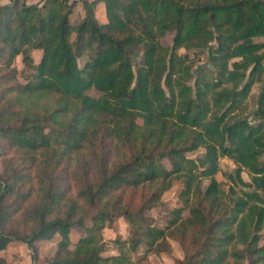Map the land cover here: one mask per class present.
I'll use <instances>...</instances> for the list:
<instances>
[{
    "label": "trees",
    "instance_id": "trees-1",
    "mask_svg": "<svg viewBox=\"0 0 264 264\" xmlns=\"http://www.w3.org/2000/svg\"><path fill=\"white\" fill-rule=\"evenodd\" d=\"M25 1L0 6V156L13 149L33 173L0 178V251L20 242L36 264L35 242L57 234L44 264H150L148 254L169 251L167 236L183 241L189 232L195 247L173 264H264V42L254 41L264 38V0H81L83 17L74 24L68 0ZM98 2L103 22L94 15ZM169 31L164 47L158 39ZM180 48L204 51L206 64L193 74ZM32 50L40 51L36 63ZM16 56L30 70L23 83ZM254 83L261 87L248 119ZM91 88L97 97L86 94ZM42 94L57 95V106L38 108L32 98ZM198 148L197 158L185 155ZM71 156L80 169L74 197L55 187L58 167ZM219 158L235 166L225 174L227 191L214 178ZM162 159L169 169H161ZM23 178L33 187L9 200ZM174 178L180 206L157 227L146 211ZM139 187L146 195L130 209L121 192ZM31 191L38 199L23 205ZM83 205L95 209L89 225ZM114 212L128 235L110 240L116 254L103 256L101 231ZM73 226L82 235L72 242ZM138 247L143 252L133 260Z\"/></svg>",
    "mask_w": 264,
    "mask_h": 264
},
{
    "label": "rangeland",
    "instance_id": "rangeland-1",
    "mask_svg": "<svg viewBox=\"0 0 264 264\" xmlns=\"http://www.w3.org/2000/svg\"><path fill=\"white\" fill-rule=\"evenodd\" d=\"M27 4H34L39 3L40 0H26ZM69 4L71 5V14L69 15V22L71 24H74L83 17V9L81 5V0H68ZM9 3V0H0V6ZM94 15L98 22L105 21L104 18V8L102 3H96L94 7ZM173 36V32L169 31L165 33L162 37L158 39L159 43L164 47H170L171 45V39ZM74 33L71 35V38L73 39ZM255 42H264V38L257 37L254 38ZM213 44V43H212ZM264 50V49H263ZM141 51L142 48L138 46L136 53L132 57V62L134 66L138 65L141 58ZM178 54H187V57L189 60L193 62L192 67V73H195L196 67L202 66L206 64V58L204 51L196 50V49H190L188 51H185L184 49L180 48L177 50ZM40 57V51L39 50H32L31 51V58L34 63L38 62V59ZM85 60V55L79 57L77 59L78 66H82L83 62ZM13 66L17 69V81L20 83L24 82V78L29 74L30 70L27 68H24L20 61V56H16L13 60ZM192 83V80L189 81V84ZM261 87V83H254L249 91V94L245 100L246 106H247V113L246 117L248 119H251V112L255 107L256 99L259 93ZM86 94L97 97L98 93L94 89H88L86 91ZM35 103L37 104L38 108H48L52 109L57 106L59 102V98L57 95L54 94H42L37 97L32 98ZM86 150H83V153H85ZM203 153L202 148H198L194 151L187 152L185 155L190 158H197ZM72 159L65 160L61 165L58 167L56 172V180H55V187L58 190H61L66 193V195L70 197H74L77 190V182H76V175L80 173V169L76 167V161L73 156H71ZM160 167L162 170H167L170 168V165L166 159H162L160 162ZM235 166L234 164L227 158H219L218 160V171L214 175V178L220 182V186L223 190L227 191L228 186H230V181L225 177V174H233ZM87 171L88 177L92 178L94 176V168L91 164L87 162L86 167L84 168ZM78 172V174H77ZM14 173H20L21 175L24 174H32L33 169L32 167L28 166L22 161V158L20 157V154L13 149H8L0 156V178H8L10 181L14 179ZM240 177L244 182H249V175L246 174V172L242 171L240 173ZM207 184L206 180H202L200 183V187L204 188V186ZM31 186L33 187V181L32 183L28 181L26 178H23V180H18L15 183L14 193L9 197V200L16 198V196H21L24 192L27 191V189ZM181 188V183L179 180L174 178L171 181L170 187L165 190L159 199V202L154 205L151 209L147 210L146 213L151 216L153 219V223L157 227H163L165 226V220L169 217L170 211L180 206V202L178 201L177 194L179 192V189ZM242 188L247 190L248 188L242 187L240 185H237L234 187V189ZM147 187L144 188H137V189H125L121 192V199L124 200L122 203L127 204V206L130 209H133L136 207L146 195L144 192L147 190ZM119 193V190L112 191L111 194L113 196L115 194ZM144 194V195H143ZM38 199V194L35 191H31V194L29 195L27 201L23 203L29 204L36 202ZM129 203V204H128ZM83 213L84 215V221L85 224L89 225V215L93 214L95 212V209L93 207H89L87 205H83ZM188 214L187 210L184 209L181 212L182 218L186 217ZM13 223L20 227L19 220L15 219ZM192 234V233H190ZM80 235H82V232L80 229H78L76 226H73L69 231V238L73 242L75 241ZM101 235L103 240L106 242L105 244V250L102 253L103 256L116 254V250L114 245L110 242V240H113L115 238H126L127 233V227L124 217L119 214V212L112 213V219L109 224H107L101 231ZM260 239L259 244L264 243V225L260 231ZM58 240V235L55 234L52 239L50 240H38L35 242V245L37 247V260L36 264H44L45 260L49 258L55 249V242ZM170 249L168 252H162L158 255L155 254H148L145 262L150 264H173L176 259H180L183 257L184 253L188 252L190 253L194 249V245L191 241V237L189 235V232L186 234L183 241H181V237L179 235H176L174 237L167 236L166 238ZM143 252V247H138L134 252L130 253L131 258L134 260L138 256H140ZM0 257H2L6 264H31L30 256H29V250L26 248V246L20 242H10L7 244V246L0 251ZM139 264H142L139 263ZM232 264V261L230 258H228V263Z\"/></svg>",
    "mask_w": 264,
    "mask_h": 264
}]
</instances>
